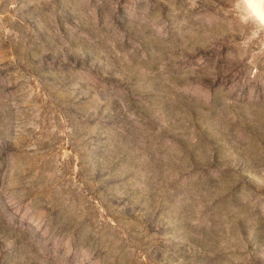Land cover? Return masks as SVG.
Here are the masks:
<instances>
[{
	"label": "rangeland",
	"instance_id": "1",
	"mask_svg": "<svg viewBox=\"0 0 264 264\" xmlns=\"http://www.w3.org/2000/svg\"><path fill=\"white\" fill-rule=\"evenodd\" d=\"M0 264H264L248 0H0Z\"/></svg>",
	"mask_w": 264,
	"mask_h": 264
},
{
	"label": "clouds",
	"instance_id": "2",
	"mask_svg": "<svg viewBox=\"0 0 264 264\" xmlns=\"http://www.w3.org/2000/svg\"><path fill=\"white\" fill-rule=\"evenodd\" d=\"M248 8L254 18L264 25V0H248Z\"/></svg>",
	"mask_w": 264,
	"mask_h": 264
}]
</instances>
